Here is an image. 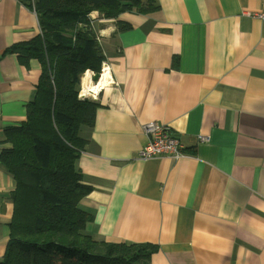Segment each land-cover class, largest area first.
<instances>
[{
	"label": "crops",
	"instance_id": "crops-1",
	"mask_svg": "<svg viewBox=\"0 0 264 264\" xmlns=\"http://www.w3.org/2000/svg\"><path fill=\"white\" fill-rule=\"evenodd\" d=\"M34 1V0H32ZM132 25L91 13L111 75L77 160L97 241L152 243L150 264H264V0H156ZM41 33L25 0H0V153L27 118L42 66L6 50ZM104 73V72H103ZM174 129L185 155L142 159L143 124ZM208 135L209 142H200ZM14 177L0 164V261L10 239Z\"/></svg>",
	"mask_w": 264,
	"mask_h": 264
},
{
	"label": "trees",
	"instance_id": "trees-1",
	"mask_svg": "<svg viewBox=\"0 0 264 264\" xmlns=\"http://www.w3.org/2000/svg\"><path fill=\"white\" fill-rule=\"evenodd\" d=\"M39 19L41 33L6 52L42 73L27 118L5 130L0 164L16 180L10 239L0 264H150L159 250L152 243L97 241L86 232L93 213L80 207L91 191L82 183L77 160L93 126L98 102L80 97L82 75L101 71L103 48L91 26V13L117 19L119 30L132 25L124 12L149 14L156 0H25Z\"/></svg>",
	"mask_w": 264,
	"mask_h": 264
},
{
	"label": "built area",
	"instance_id": "built-area-1",
	"mask_svg": "<svg viewBox=\"0 0 264 264\" xmlns=\"http://www.w3.org/2000/svg\"><path fill=\"white\" fill-rule=\"evenodd\" d=\"M250 15L264 19V6L261 11ZM97 38L99 40V37ZM104 71L105 67H103L101 74H103ZM143 131L147 135L148 141L139 151L140 158L146 160L152 157L168 155L172 158L178 159L185 155L186 152L184 145L174 129L169 125L150 120L143 124ZM199 141L209 142L210 137L208 135H199Z\"/></svg>",
	"mask_w": 264,
	"mask_h": 264
},
{
	"label": "bare ground",
	"instance_id": "bare-ground-1",
	"mask_svg": "<svg viewBox=\"0 0 264 264\" xmlns=\"http://www.w3.org/2000/svg\"><path fill=\"white\" fill-rule=\"evenodd\" d=\"M110 77L111 75L105 70L102 77L99 80L98 85H96V83L91 82L90 72L86 73V75L83 77V84H82L83 93L89 94L90 90L95 92L99 91L100 88L107 85Z\"/></svg>",
	"mask_w": 264,
	"mask_h": 264
},
{
	"label": "water",
	"instance_id": "water-1",
	"mask_svg": "<svg viewBox=\"0 0 264 264\" xmlns=\"http://www.w3.org/2000/svg\"><path fill=\"white\" fill-rule=\"evenodd\" d=\"M99 78H100V74L99 73H95V75H94V81H97V80H99ZM82 98H85V97H82Z\"/></svg>",
	"mask_w": 264,
	"mask_h": 264
},
{
	"label": "rangeland",
	"instance_id": "rangeland-1",
	"mask_svg": "<svg viewBox=\"0 0 264 264\" xmlns=\"http://www.w3.org/2000/svg\"><path fill=\"white\" fill-rule=\"evenodd\" d=\"M101 15V14H100Z\"/></svg>",
	"mask_w": 264,
	"mask_h": 264
}]
</instances>
